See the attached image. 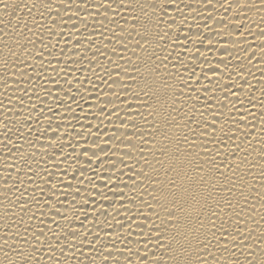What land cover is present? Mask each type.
Instances as JSON below:
<instances>
[{
    "label": "bare ground",
    "instance_id": "bare-ground-1",
    "mask_svg": "<svg viewBox=\"0 0 264 264\" xmlns=\"http://www.w3.org/2000/svg\"><path fill=\"white\" fill-rule=\"evenodd\" d=\"M262 172L264 0L0 2V264H260Z\"/></svg>",
    "mask_w": 264,
    "mask_h": 264
},
{
    "label": "snow or ice",
    "instance_id": "snow-or-ice-1",
    "mask_svg": "<svg viewBox=\"0 0 264 264\" xmlns=\"http://www.w3.org/2000/svg\"><path fill=\"white\" fill-rule=\"evenodd\" d=\"M0 2H2V0H0ZM5 7H7V5H5ZM146 33H147V28H145V32L141 33V40L144 41V43H141V40H137V46L142 48L144 51H147V46L149 45V41L146 39ZM155 67H153L151 69V71H155ZM137 71H139V69H137ZM155 83V81H153V84ZM145 87L147 88H151V85L148 84L147 81H145ZM164 87H167V85L165 84ZM208 127H213L214 125L209 124ZM222 131V130H221ZM203 134V133H202ZM185 139H187V137H185ZM205 151H207V149L205 148ZM237 151H241L239 148L237 149ZM236 155V153H229V155ZM216 155H219V153L217 152ZM216 155L212 156L210 158V160L208 161L209 164L212 165V168H214L220 176H224L226 180L230 181V186L227 189L228 195L227 196H223L221 197L222 201H223V206L221 205V199H217L216 200V205L215 207L217 209H219V211L222 213L224 211V206L226 207H230V208H235V205L232 204L231 200L229 199L230 196L234 195V188L236 187V180L234 179L237 170L239 169L240 166V162H243L244 160H246V157H244L243 159L237 157L238 163L233 166L232 164H228L226 165V167L230 168L232 170V176H226L225 173L220 169V167L217 165L216 163ZM197 170L199 171H203V168L200 165H196L195 166ZM262 176H264V172H262ZM241 183L243 182V177L240 178ZM169 184H171L173 187H175V182L170 180L168 182ZM197 183L203 185V186H209L212 188H216L217 184L215 183V180L213 179L212 181H208L205 180V178L203 176H201L199 178V180L197 181ZM221 191H223V189H221ZM183 194L184 197H191V201H194L196 204H200V200L197 196V194L195 192H193L191 190V188H184L183 189ZM167 195H170L173 197L172 203L173 205H176V198L179 195L178 192H169ZM165 198L167 199V196H165ZM212 195L211 193H208L207 197L205 198V200L207 199H212ZM246 199V198H245ZM201 207H203V205H201ZM181 212L184 211L183 208L179 209ZM238 216V213L236 214ZM168 216L169 218H172L174 216V212L172 210H168ZM216 216H217V212L216 211H211L208 214V221H207V225L209 227V231L212 237H215V247L216 248H223L224 251H228V242L229 239H231L232 241L236 240V236L232 235V233L229 231L228 228H226L224 225L226 223H230V221H224L221 220V223L219 224V226L217 225L216 222ZM195 219L198 229H204L205 228V221L202 220L200 218V215L197 213L196 216L189 217V224H191V220ZM177 223H179V221H177ZM238 223V221H237ZM237 235H239V228L236 229ZM201 235H205V238L207 239V236L205 233L201 232ZM197 240H199V237H197ZM221 241H223V243H221ZM241 246H244V240L243 238L240 241ZM211 247H213L211 241H208L207 243H204L202 248L200 249V251L197 253V261L198 264H208L209 258H211L213 261H215L216 257H215V253L208 251V249H210ZM108 255H111V252L108 253ZM254 257V256H253ZM144 258H147L146 256ZM107 260V257H105V261ZM155 264H160L159 260L155 261ZM234 264H239V261H235ZM246 264H256L255 258L252 261H247L246 260ZM260 264H264V260L260 261Z\"/></svg>",
    "mask_w": 264,
    "mask_h": 264
}]
</instances>
